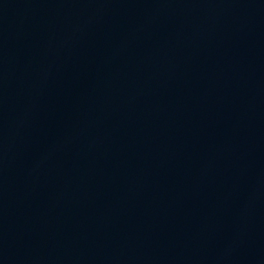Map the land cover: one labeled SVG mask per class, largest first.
<instances>
[{"label": "water", "instance_id": "1", "mask_svg": "<svg viewBox=\"0 0 264 264\" xmlns=\"http://www.w3.org/2000/svg\"><path fill=\"white\" fill-rule=\"evenodd\" d=\"M0 264H264V0H0Z\"/></svg>", "mask_w": 264, "mask_h": 264}]
</instances>
